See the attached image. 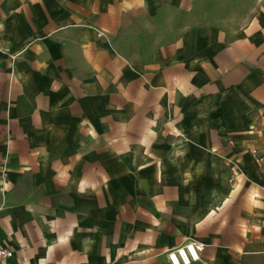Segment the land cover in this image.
I'll return each mask as SVG.
<instances>
[{
  "label": "crops",
  "instance_id": "1",
  "mask_svg": "<svg viewBox=\"0 0 264 264\" xmlns=\"http://www.w3.org/2000/svg\"><path fill=\"white\" fill-rule=\"evenodd\" d=\"M0 45L10 264H264V0H0Z\"/></svg>",
  "mask_w": 264,
  "mask_h": 264
},
{
  "label": "built area",
  "instance_id": "2",
  "mask_svg": "<svg viewBox=\"0 0 264 264\" xmlns=\"http://www.w3.org/2000/svg\"><path fill=\"white\" fill-rule=\"evenodd\" d=\"M101 35H104V32H99ZM0 52H3L7 58L15 63L17 57L20 53L11 54L8 53L0 45ZM253 154L257 160L263 164L264 156H262L257 149L253 150ZM205 250L204 244L197 242L195 240L187 241L183 244H179L174 248H171L166 254L167 261L169 264H194L202 259V253ZM14 251L8 246L0 245V264H10V259L14 257Z\"/></svg>",
  "mask_w": 264,
  "mask_h": 264
}]
</instances>
